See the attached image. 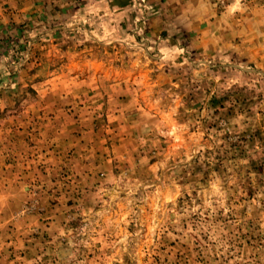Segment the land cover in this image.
Returning a JSON list of instances; mask_svg holds the SVG:
<instances>
[{
  "label": "rangeland",
  "instance_id": "obj_1",
  "mask_svg": "<svg viewBox=\"0 0 264 264\" xmlns=\"http://www.w3.org/2000/svg\"><path fill=\"white\" fill-rule=\"evenodd\" d=\"M0 264H264V0H0Z\"/></svg>",
  "mask_w": 264,
  "mask_h": 264
}]
</instances>
